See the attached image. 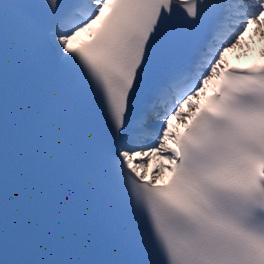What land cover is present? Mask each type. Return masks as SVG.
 Segmentation results:
<instances>
[{
    "label": "snow or ice",
    "instance_id": "1",
    "mask_svg": "<svg viewBox=\"0 0 264 264\" xmlns=\"http://www.w3.org/2000/svg\"><path fill=\"white\" fill-rule=\"evenodd\" d=\"M250 31L264 0H0V264H264Z\"/></svg>",
    "mask_w": 264,
    "mask_h": 264
},
{
    "label": "bare ground",
    "instance_id": "2",
    "mask_svg": "<svg viewBox=\"0 0 264 264\" xmlns=\"http://www.w3.org/2000/svg\"><path fill=\"white\" fill-rule=\"evenodd\" d=\"M261 42L264 43V39H261L260 36L252 33L251 31L245 34V37L241 42V46H238L236 49L226 54L228 65L235 63L247 64L253 61V58L255 57L264 59V47L262 50H258V46ZM174 124H176L178 127L182 126V124H178V122L175 120ZM166 177L167 175H165L161 182H163Z\"/></svg>",
    "mask_w": 264,
    "mask_h": 264
}]
</instances>
